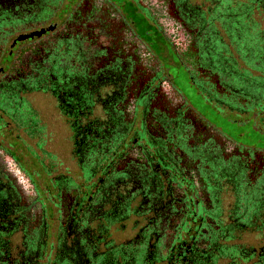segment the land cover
Wrapping results in <instances>:
<instances>
[{"label": "flooded vegetation", "instance_id": "1", "mask_svg": "<svg viewBox=\"0 0 264 264\" xmlns=\"http://www.w3.org/2000/svg\"><path fill=\"white\" fill-rule=\"evenodd\" d=\"M126 1L195 94L244 110L187 0H160L181 47ZM123 5L0 0V264H264V152L204 118Z\"/></svg>", "mask_w": 264, "mask_h": 264}, {"label": "trees", "instance_id": "2", "mask_svg": "<svg viewBox=\"0 0 264 264\" xmlns=\"http://www.w3.org/2000/svg\"><path fill=\"white\" fill-rule=\"evenodd\" d=\"M156 1H159L162 7V13L157 15L162 17L161 19L166 24L170 22L176 26L178 32L184 37L183 42L185 43L186 32L182 26L167 13L160 0ZM191 2V0H187L189 9H194L197 12L193 13L199 20L195 23L196 26L204 25L203 31L206 35L204 49L210 53H207V55H216L215 58L220 59V62L222 61V63L214 62L216 68L214 73L220 75L217 79L229 85L232 84V87L239 91L233 92L228 88L227 95L232 94L234 102L237 103L236 106L240 107L238 98H247L248 94L242 93L247 90L242 88L245 87V84H241L240 80L237 84V77L242 79L244 83L252 81L254 84H258L261 90L264 89V0H201L200 5H194ZM146 4H149L153 9L158 7L159 4L152 0L142 1V11L149 15L150 20H153L154 15L150 16ZM163 8L165 11H163ZM235 20L240 23L237 31H235L237 25ZM219 53L223 54V58L220 57ZM250 60H254L258 64L254 66ZM223 69L226 71L220 74L219 72ZM253 70L257 74L252 75ZM253 90L257 91L255 87H253ZM253 107L256 109L253 114H262L263 104L249 106V108ZM251 121L254 124V120Z\"/></svg>", "mask_w": 264, "mask_h": 264}, {"label": "rangeland", "instance_id": "3", "mask_svg": "<svg viewBox=\"0 0 264 264\" xmlns=\"http://www.w3.org/2000/svg\"><path fill=\"white\" fill-rule=\"evenodd\" d=\"M121 1L125 3V5L122 6L125 12L130 14L134 18L138 32L142 35V38L149 44L150 48L154 51V53L160 56L163 61L173 63L170 68L171 74H174L176 86H178L180 90L184 93L185 97L195 107L199 109L204 118L211 124H213L219 131H221V133L231 137L239 145L253 148L256 151L264 152V110L262 114L255 115L253 113L256 111V109L254 107L249 108V106L251 105H264V89L261 90L259 85L254 84L252 81L244 83L242 79H239L237 75H235L237 77V84L240 80L241 84H245V87L242 88H246L247 90L242 93L248 94V99L238 98V104H240L241 106H239L244 108V110H240L236 114H218L211 106H209V104H207L197 94L194 93V89L191 88V86L189 85L187 77L183 74L181 70H179V66L171 54V47L162 32L155 25H153L144 15H136L134 12V7L131 3L126 0ZM152 1H155L159 4L158 7L153 9V11L159 15L160 13H162V7L160 6L159 1ZM191 1V3L194 5H200L201 2V0ZM163 11H165L164 8ZM233 13L235 12L233 11ZM236 24L237 25L235 26V31L238 30L240 23L236 21ZM250 61H252L254 66L258 64L254 60ZM254 73H256L255 70H253L252 75ZM253 87H255L257 91H254ZM251 117L254 118L253 127L255 129L252 128L250 119ZM231 119H236L237 122H233Z\"/></svg>", "mask_w": 264, "mask_h": 264}, {"label": "built area", "instance_id": "4", "mask_svg": "<svg viewBox=\"0 0 264 264\" xmlns=\"http://www.w3.org/2000/svg\"><path fill=\"white\" fill-rule=\"evenodd\" d=\"M167 28H168V34L169 37L173 43L174 46H183L184 45V37L181 36V34L178 32V28L176 26H174L173 24H171L170 22H168L167 24Z\"/></svg>", "mask_w": 264, "mask_h": 264}]
</instances>
